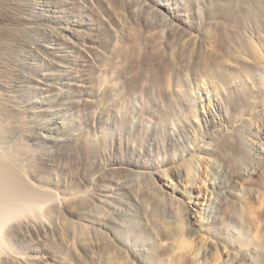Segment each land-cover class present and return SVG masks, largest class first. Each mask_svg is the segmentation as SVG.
I'll return each instance as SVG.
<instances>
[{"label":"rangeland","instance_id":"374dc122","mask_svg":"<svg viewBox=\"0 0 264 264\" xmlns=\"http://www.w3.org/2000/svg\"><path fill=\"white\" fill-rule=\"evenodd\" d=\"M61 5L0 16L2 162L51 196L4 225L0 264H264V0ZM43 8L67 42L38 52Z\"/></svg>","mask_w":264,"mask_h":264},{"label":"bare ground","instance_id":"6f19581e","mask_svg":"<svg viewBox=\"0 0 264 264\" xmlns=\"http://www.w3.org/2000/svg\"><path fill=\"white\" fill-rule=\"evenodd\" d=\"M65 1L67 0H30L27 2L17 0H0V16H2L1 18H3V20L9 21L10 24L13 22L17 24L20 17L15 16V13H11L13 10H35L36 8L40 7L39 5L47 6L49 4H54L57 2L61 3V6H63ZM45 10V8L40 10L39 16L34 15V17L28 18L31 21V28L33 29L31 30V32L25 33V35L30 36V39H24V42H28L31 45L33 51L40 52V48L42 45L41 39H48L56 44H63L67 42L61 32L55 31L54 29H49L47 27L43 28L44 23H46L44 22L43 17V13ZM35 12L39 11L36 10ZM37 36L39 37V42L34 41L35 37ZM2 50L6 51L9 59L13 62H16V60H18L15 50H9L7 47H3ZM37 55L39 54H35L34 56L36 57ZM39 64H43V66H46L47 71L42 72H45L43 74L49 76L48 78L50 80L56 77L57 79L62 81V79L68 78V76L71 75V72H69L66 67H59L64 66V64L60 60L43 61L40 59L39 61H36L35 65ZM54 64L58 67H53ZM24 67L25 64L23 66H16L14 71L11 69L8 70L7 73L10 79V85H13V83H15V87L21 86V84L30 82V79H33L30 78V75H28V71ZM204 115L208 117L211 115V113L207 110L204 112ZM260 150H263V148H260ZM2 161L3 157L0 153V257L5 256L8 251L5 245V241H3L2 238V229L4 225H6L11 219L18 217L20 218L22 214L30 213L35 211L36 209L41 208V203L47 200L46 196H49L51 198L50 194L37 191V188L35 189L28 182L21 179L12 165L3 164ZM192 178L194 179L195 176H192ZM207 200L212 201V199L209 197ZM49 201L51 202V200ZM216 202L219 201L216 200ZM215 204L216 205H214L213 207H211V204H208L204 207V209L210 212L211 217L214 218L217 217V204L219 203Z\"/></svg>","mask_w":264,"mask_h":264}]
</instances>
